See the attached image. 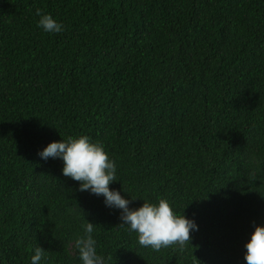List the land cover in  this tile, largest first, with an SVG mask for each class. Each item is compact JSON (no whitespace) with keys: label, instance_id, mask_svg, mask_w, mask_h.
Listing matches in <instances>:
<instances>
[{"label":"trees","instance_id":"obj_1","mask_svg":"<svg viewBox=\"0 0 264 264\" xmlns=\"http://www.w3.org/2000/svg\"><path fill=\"white\" fill-rule=\"evenodd\" d=\"M65 26L38 27L37 10ZM88 136L130 208L166 199L198 225L153 251L119 210L37 155ZM245 264L264 225V0H0V264Z\"/></svg>","mask_w":264,"mask_h":264},{"label":"clouds","instance_id":"obj_2","mask_svg":"<svg viewBox=\"0 0 264 264\" xmlns=\"http://www.w3.org/2000/svg\"><path fill=\"white\" fill-rule=\"evenodd\" d=\"M36 14L40 17L38 27L45 33L64 31L65 26L50 14L42 13L39 9ZM37 155L44 161L60 159L62 175L79 182V191L102 197L105 207L119 210L120 225L136 233L138 244L142 247H150L153 251L174 245L182 248L189 244L190 232L198 231L196 222L183 214H175L166 199H159L156 203L145 201L138 208H130L131 200L109 187L117 181L115 162L109 158L102 144L93 143L88 136L52 141L38 150ZM94 226L86 221L84 234L75 240L81 264H107L106 258L97 253ZM244 249L245 264H264V225L254 226ZM43 254L44 250L36 246L30 264H41Z\"/></svg>","mask_w":264,"mask_h":264}]
</instances>
